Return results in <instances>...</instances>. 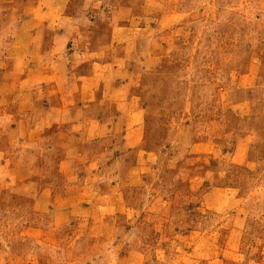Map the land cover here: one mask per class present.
Masks as SVG:
<instances>
[{
  "label": "rangeland",
  "instance_id": "1",
  "mask_svg": "<svg viewBox=\"0 0 264 264\" xmlns=\"http://www.w3.org/2000/svg\"><path fill=\"white\" fill-rule=\"evenodd\" d=\"M0 264H264V0H0Z\"/></svg>",
  "mask_w": 264,
  "mask_h": 264
},
{
  "label": "crops",
  "instance_id": "2",
  "mask_svg": "<svg viewBox=\"0 0 264 264\" xmlns=\"http://www.w3.org/2000/svg\"><path fill=\"white\" fill-rule=\"evenodd\" d=\"M205 143H209L208 142V140H202L201 142H196V143H194V145H207V144H205ZM195 148H197V149H195ZM205 148V147H204ZM193 151H195V152H198L200 149H198V147H195V146H193V149H192ZM202 150H205V149H202Z\"/></svg>",
  "mask_w": 264,
  "mask_h": 264
}]
</instances>
